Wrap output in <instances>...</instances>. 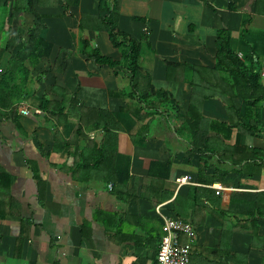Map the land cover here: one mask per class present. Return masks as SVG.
<instances>
[{"label":"crops","instance_id":"crops-1","mask_svg":"<svg viewBox=\"0 0 264 264\" xmlns=\"http://www.w3.org/2000/svg\"><path fill=\"white\" fill-rule=\"evenodd\" d=\"M28 1L0 0V79L14 56L29 77L0 107V264H158L165 218L195 227L189 264H264V92L245 113L212 70L218 31L262 70L264 0ZM110 16L140 45L131 99V73L88 56L121 58Z\"/></svg>","mask_w":264,"mask_h":264},{"label":"trees","instance_id":"trees-1","mask_svg":"<svg viewBox=\"0 0 264 264\" xmlns=\"http://www.w3.org/2000/svg\"><path fill=\"white\" fill-rule=\"evenodd\" d=\"M27 3H29L27 10L33 11L36 17H38L36 11L32 8L33 0H29ZM105 19L111 41L114 47L121 51L122 56L119 60H114L103 55L98 49L91 51L88 56L94 59L97 64L111 68L115 73L121 68H125L131 73V83L135 88L133 87L132 89L133 93L130 92L125 95L131 99L136 96V94L140 93L139 85L136 83V80H138L137 76L142 75L139 56L140 45L130 36L122 33L111 16ZM36 29L37 27L35 25L31 30L32 33H35ZM216 46V63L212 70L223 76V80L230 82L229 88L231 93H233L231 98L233 101H237L236 99L243 101L246 113L248 109L255 107L254 104H256L257 101L255 93L258 91L264 92V87L260 83V70H256L253 66H248L241 60L238 54L233 50L230 37L226 32L218 31ZM32 47L37 58L48 57L51 50V44L38 35H34V38H32ZM5 51L6 48L0 44V62ZM19 75L22 82L18 84L16 79ZM28 80V71L24 65V61L18 56H14L0 79V107H12L14 104L22 101L25 98V85ZM223 91L225 93L226 89ZM134 92L138 93L134 94ZM229 92L228 94H231ZM47 104H49L48 100L43 98L41 106L45 108ZM241 107L242 103L239 107H235L234 111L238 112ZM11 183L12 179L9 175L0 173V189L3 185L5 189L9 190Z\"/></svg>","mask_w":264,"mask_h":264},{"label":"built area","instance_id":"built-area-1","mask_svg":"<svg viewBox=\"0 0 264 264\" xmlns=\"http://www.w3.org/2000/svg\"><path fill=\"white\" fill-rule=\"evenodd\" d=\"M261 77L264 81V61L261 70ZM23 114H28L27 109H23ZM93 137V134L91 135ZM191 177L189 175L176 179L178 186L190 183ZM218 191L222 189L220 185H213ZM160 206H157L159 210ZM165 234L160 240L157 252L158 264H189L190 262V248L194 237L196 236L195 227L188 221L182 219L165 218L164 223ZM186 236L188 243L183 244L181 237Z\"/></svg>","mask_w":264,"mask_h":264},{"label":"rangeland","instance_id":"rangeland-1","mask_svg":"<svg viewBox=\"0 0 264 264\" xmlns=\"http://www.w3.org/2000/svg\"><path fill=\"white\" fill-rule=\"evenodd\" d=\"M256 37H257L258 39H260V44H261V46L258 47V49H255V48H254V43H252V41H250V40H249V45L246 44V43H243L244 45H243L242 47H244V46H246V45L249 46V47L247 48V50H243V51H244V54H245L247 57L250 56L252 50L255 49V50H254L255 53L259 56L260 61H262V59L264 58V36H262V35H256ZM252 38H253V36H252ZM253 65H254V68H255L256 70H261L260 63H254ZM248 66H250V65H248ZM260 78H261V79H260V83L264 85V81H263V79H262L261 76H260Z\"/></svg>","mask_w":264,"mask_h":264}]
</instances>
